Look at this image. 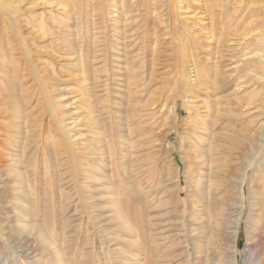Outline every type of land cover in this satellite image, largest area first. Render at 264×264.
Wrapping results in <instances>:
<instances>
[{"label": "rangeland", "instance_id": "obj_1", "mask_svg": "<svg viewBox=\"0 0 264 264\" xmlns=\"http://www.w3.org/2000/svg\"><path fill=\"white\" fill-rule=\"evenodd\" d=\"M114 1L115 7L111 5ZM255 1L222 0L216 8V24L238 15L245 2L256 7ZM41 2L22 0L23 15H18L17 24L9 14H0L1 53L17 60L29 93L24 98L17 94L19 99H14L7 112L28 114L29 125L36 130L28 131V140L34 139L36 144L29 142L16 152L6 145L1 151L3 157L12 154L22 164L15 165L7 158L0 161V264H230L232 253L235 264L264 261L261 243L256 245V254L247 245L248 232L253 236L264 233L255 223L259 200L264 196L258 190L264 184V72L258 68L250 76L240 77L242 82L228 78L221 93L224 109L217 138L218 158L211 171L197 166L190 150L202 137L194 125L203 114L202 100L211 99L202 88L200 96L192 99L189 93L182 96L176 92V86L184 89L187 81L194 83L193 77L187 76L192 48L206 65L213 60L210 53L214 45L206 37L208 27L197 28L200 19L208 22L199 8L180 11L175 0L169 18L146 16V22L140 24L143 27L138 29L137 25L123 35L116 29L122 25L115 12L118 0ZM40 19L47 23L43 34L36 31ZM244 26L251 25L240 20L225 30L239 33ZM145 28L148 35H137L136 30ZM190 34L195 42L189 39ZM240 45L227 48L225 57L232 53L239 60ZM125 52L129 59H125ZM12 72L5 73L6 80ZM135 74H143V92L137 93V98L131 95L125 109L153 108L156 114L151 133L142 135L140 148L132 155L134 162L122 152L106 159V165L99 158L89 161L88 148L98 139L87 112L92 97L105 109L100 119L111 112L116 121L119 94L125 92L124 86ZM37 76L42 79L41 86ZM244 80L250 83L245 85ZM174 103V131L168 132ZM182 103L197 107V112L182 110ZM211 113L206 119H213L212 108ZM101 126L105 137L109 136L110 121L103 120ZM37 142H41L40 148ZM256 148L259 153L252 166L244 167ZM16 169H21V178ZM242 176L245 183L240 188ZM238 213L233 248L229 243L219 245L220 237L229 231L223 228L224 222L234 220ZM123 219L133 227V234L126 230ZM43 238L52 244L46 246Z\"/></svg>", "mask_w": 264, "mask_h": 264}, {"label": "bare ground", "instance_id": "obj_2", "mask_svg": "<svg viewBox=\"0 0 264 264\" xmlns=\"http://www.w3.org/2000/svg\"><path fill=\"white\" fill-rule=\"evenodd\" d=\"M21 1L22 0H0V14H5V13L9 14L11 16L12 22L14 24H17V22H19V20H20L19 17H21L23 15L21 12L22 8L19 6V3H21ZM34 1H37V0H30V3L34 2ZM173 1H175V0H118L119 4L117 3L118 5L116 6L115 12L118 13L117 18L119 19V21L122 22V25L121 26L119 25L120 27H116V29L119 31V33L121 31V33L124 35L130 31H132L131 29L137 25H139L138 29H140V27H143L144 25L141 26L140 24L143 22L144 23L146 22V18H145L146 16L151 15L154 19H159V18L165 19L164 17L169 18L170 9H171V7H174V5H172ZM239 1L244 2V0H238V2ZM40 2L42 4L50 5L54 2V0H40ZM220 2H222V0H202V1L201 0H176V2L174 3V4H177V8L180 11L188 9L190 7L196 8V9L199 8L201 10V13L204 14L202 16H205L206 19L208 20V22L200 19L198 22L199 27H197V28H200V29L206 28V30H207V27H208V34L206 33L207 34L206 37H208V40H210V43L214 45V48L211 49V53H210V55H211L210 60L211 59H213V60H211V64L208 63L209 65H206L205 62L199 60V58L197 57L198 52L195 50V48H192V51L189 53V62L190 63H189V65H187V68H188L187 76L188 75L192 76L194 83H192L190 85V84H188V81H187V88H184V89L183 88L181 89L182 85L176 86L177 90H178L176 92L179 93V91H180V93H182V96L185 95L186 93H189L188 97L191 99L194 97H198V96H200L199 94H200V90L202 88V90L203 89L205 90L204 92H205L206 96L211 99L210 101H207V100H202L203 102L201 101L202 102L201 103V105H202L201 110L202 111H200V112H202L203 114H201V116H202L201 119H196V121H195L196 124H194V125L196 126L200 136H202V137L198 141V143H193V145L190 148V150L193 151L192 158L195 159V164H197V166L202 167V168L206 167L207 169H209L211 171L213 170V167H214L216 160L218 158L217 138L219 137V124L221 123L220 114H221L222 110L224 109L221 107L222 103H223V97H222L221 93H223L225 91L226 85L228 83V78H231V80L233 82H235L240 77L250 76V73H252L254 70H257L258 68H260L264 72V0L255 1V2H257L256 7H254V5H252L254 3H248V2L243 3V6L240 7L241 12H239L238 15L233 16V15H230L231 14L230 13L229 14L230 16L227 17V19H223V18L220 19V24L218 23L219 24L218 25V24H216V18L217 17H215V15L217 14L216 8L220 4ZM114 4H115V1L111 5L115 7ZM56 5L58 6V3ZM230 10H232V9L230 8ZM73 12L74 11H72L71 13H73ZM224 12H225V10H224ZM235 12H237V11H235ZM80 14H81V12H80ZM219 14H221V13H219ZM18 15H19V17H18ZM197 17H199V16H197ZM240 20L243 22L245 21V24L251 25L250 28H247L244 26L243 30H241V32H239V33H236L234 29L230 30V31L225 30L226 27L229 28V26H231V25L236 26V24ZM200 21H202V23ZM191 23H192V21H191ZM46 24L44 21H41V19H40V22L36 25V28H37L36 31L40 32V34L41 33L43 34ZM168 24H170V23H168ZM145 27H146V24H145ZM206 30L205 31L203 30V31L206 32ZM136 31H137V35L139 34V32L141 34H143L144 36L149 34V30L147 28L143 29V31H139V30H136ZM180 32H182V31H180ZM130 33H129V36H130ZM194 33H195V31H194ZM229 35L232 36L233 38L232 39L226 38V37H229ZM188 36H189V39L191 41H194V42L196 41V38L194 35L190 34ZM130 39H132V38H130ZM127 40H129V39H127ZM197 43H198V41H197ZM238 45H240L242 47L241 49L239 48L240 49L239 52H241V54L238 56V57H240L239 60H237L236 59L237 57L235 58L234 57L235 55L232 53L230 55H228V57H225L226 54H224V51L227 50V48L236 49V47ZM200 46H201V44H200ZM249 46H253L255 48H253L251 50H247V48ZM121 47H123V46H121ZM151 47H152V45L150 46V48ZM234 51H233V53H234ZM128 54L129 53L125 52V54H124L125 59L128 57ZM141 56H142V53H141ZM133 58L131 60H133ZM138 58H139L138 55L135 56V58H134V59H136L135 61H137ZM225 58L232 59V60H230L228 63V62H226L227 59H225ZM128 59H129V57H128ZM16 61L17 60L11 58L5 52L1 53V50H0V161H2L3 158H7V160L12 162L13 164L19 165V164H22V163H20L19 159L17 160L15 158H13L12 154H6V155H4L6 157H3L2 156L3 154H1V151L5 150L4 146H6V145H9L10 148H14V150H12V151L16 152V151H18L17 148L20 147L22 149L23 145L25 147V145L29 144V142L30 143L34 142L36 144V141L34 139L28 140V138L30 136V135H28L29 132H31V131L34 132L36 130L31 129V126L29 125L30 122L28 119V114L25 115L20 111L19 112L13 111L10 113L7 112V111H9L8 109H10V107L12 106L14 99L15 100L19 99V98H15V96L17 94L19 96H21L20 98H24V97H27L29 95L28 91H26L27 87H25L26 83L23 80V74L20 71V66L16 65L17 64ZM225 62L228 64H225ZM126 64H128V63L125 62L124 65H126ZM141 64H143V63H141ZM144 64H146V63H144ZM227 65H229V68L227 67L226 69H224ZM130 68H131V66H130ZM137 68H136V70H137ZM8 70H11L13 72L10 76H7V80H6L4 75ZM255 72H254V75H255L254 77H257L258 71L256 73ZM225 74L226 75L228 74L229 76L226 77ZM2 77H3V79H2ZM142 79H143V74L133 75L131 77V79L128 81L129 82L128 86H124V87H126L125 92H123L122 94H119L120 95L119 98L117 97L118 98L117 99L118 100L117 101V107L118 108L114 112L116 114V118H115L116 121H114L113 118L111 117V115H110L111 112H109V114L106 115L107 116L106 118H104L102 120L100 119L101 110L104 108L101 109L98 107L99 103L97 102V99L93 95L94 97H92V102L88 106L87 112H89L91 114L92 122H90V123H92V126L95 125V127H92V128H95V130L98 131V132H93V133H95V136L98 139L92 141L93 142L92 145L89 146V148H88V150L90 151V152H88V154H89V156L91 155V158H92V159L91 158L88 159L89 161L93 162V161H95V158H97V159L99 158L100 160H102L104 162V165H106V162H107L106 159L108 160V159L114 158L115 155L117 154V152H122L124 154V156L127 157L128 161H130V162L135 161L132 159V155L135 154V152H137L136 150H138L140 148L139 142H140L142 135H144L147 132H150L152 130V128L154 127V123L151 121H153L155 119V114H156L153 111V108H150V109L140 108V109H134V110H131L129 108L125 109L126 104H129L132 101L131 95H134V96H132V98H134V97L137 98V96H135V95L137 93L141 94L143 92ZM152 79H153V77H152ZM241 79L242 78H240L239 81H241ZM93 80H98V77H93ZM36 81L39 82V84L41 86L42 79L40 76L36 77ZM250 81H252V80H250ZM244 82H245L244 83L245 85H246V83H248L245 80H244ZM236 84H238V83H236ZM240 84H242V83H240ZM153 85H155V84H153ZM245 85L242 84V86H245ZM92 86H93V92H92V88H91V92L94 93L95 92L94 89H95L96 85L94 84ZM234 87H238V86H234ZM33 89H34V87H33ZM234 89H236V88H234ZM173 91H174V89H173ZM152 93H154V92H152ZM35 94H36V92H35ZM175 95H176V93H175ZM173 96H174V94L172 95V97ZM150 98H153V97H150ZM226 98H227V96H226ZM228 99H227V101H230ZM164 101H165V99H164ZM165 105L166 104H164L163 107H161V108H164ZM25 106L27 107V105H25ZM170 108H171V110H170L171 113H173V117L171 116L172 117L171 118V127H170L168 132L174 131L173 127L175 126L174 122H175V108H176L175 103H174L173 107L170 106ZM181 108L184 111H189L192 113L197 112V110H196L197 107H193V105L192 106L189 104L185 105L182 103ZM211 108L214 111V115H213L214 117H213V119L209 120L206 118H208L212 114ZM111 110H113V109H111ZM73 119H74L73 120L74 122L78 121L77 117H75ZM58 120H59V118H58ZM62 120L64 121V119H62ZM103 120H108V121H110V124H111L110 130H109L110 133H109V136H107V137H105V131L101 126V123L103 122ZM168 123H170V121ZM63 128L67 129L64 126H63ZM167 128H168V126H167ZM146 136H147V134H146ZM104 137L106 138V141L103 140ZM13 138H18V139L16 141H12ZM4 141H6L7 144L4 143ZM38 142H39V140H38ZM38 142H37V145H38V148H40L41 142L40 143H38ZM146 143H148V142H146ZM146 143H145V145H146ZM42 144H43V142H42ZM260 144H262V143H260ZM116 146L118 147V149L116 148ZM95 150L98 152H96ZM43 151H44V149H43ZM258 151L259 150L257 148L253 149L251 151L252 159L250 161H247V163L244 167L249 168L252 166L253 159L256 157V155H258L257 154V153H259ZM33 152H34V150H33ZM34 154H35V152H34ZM21 155L23 156V153H20V155H18V157ZM44 155H45V153H44ZM22 156H21V158H22ZM89 161L87 162V164L90 163ZM9 164H11V163H9ZM255 167H256V165H255ZM19 170H21V169H19ZM19 170L16 169V171H17L16 173H17V176H19L21 178V176H22L21 172L22 171L20 172ZM37 170H38V168H37ZM245 170H243V171L245 172ZM23 173H24V171H23ZM36 174H37L36 169H34V175H36ZM93 178L98 179V177H95V176H93ZM0 179H1V175H0ZM22 180L23 181L21 183H24L26 179L24 180L22 178ZM244 183H245V177L242 176L241 180H240V188L242 187V185ZM258 190H260V193L261 194L263 193V195H264V184H262ZM22 191H24V189ZM262 197L263 198H261L259 200V211H258V213L256 212V214H258L259 217L255 223L259 224V226H262L264 228V196H262ZM116 210H117V213L119 215H121L119 212V208H116ZM233 219L234 220H232V221L227 220L226 222H224V224L222 223L223 228H225V230H227V231L229 230V231H228L227 235L226 234L222 235V237H220L221 239H219V245L225 246L229 243L231 249L233 248L235 241H236V236L238 233V230H237L238 227L237 226H238V221L240 219V213H238V215L235 216V218H233ZM123 225L128 232L133 234V232H134L133 227H131L128 224V222L125 221L124 219H123ZM255 229H256V227H255ZM257 230H258V228H257ZM250 233H251V231H250ZM250 233L249 232L247 233V240L249 242L247 245H249L250 248L253 249V251H255V254H256V251H257L256 245L258 243H261L262 253H264V233L262 235L256 234L257 236H255V235L253 236V234H250ZM212 236L213 235L209 236V240L212 239ZM42 241L46 246H50L52 244V242L50 240H48L47 238H43ZM255 254H253V255L255 256ZM253 259H255V258H253ZM228 261L230 262V264H235V255L233 253H232V255L229 256ZM253 264H264V261L263 260L253 261Z\"/></svg>", "mask_w": 264, "mask_h": 264}]
</instances>
